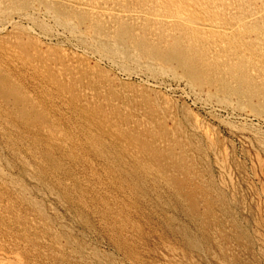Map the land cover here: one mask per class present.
Instances as JSON below:
<instances>
[{"label": "rangeland", "instance_id": "1", "mask_svg": "<svg viewBox=\"0 0 264 264\" xmlns=\"http://www.w3.org/2000/svg\"><path fill=\"white\" fill-rule=\"evenodd\" d=\"M106 3L147 16L0 0V24L19 9L31 15L0 33V249L22 264H264V119L239 116L264 96V20L247 22L264 0ZM45 7L78 17L76 33L56 39L53 22L34 14ZM210 20L244 30L198 27ZM177 41L196 63L191 96L177 86L182 69L165 61L163 72L148 55ZM196 117L213 137L191 129ZM168 246L177 260H164Z\"/></svg>", "mask_w": 264, "mask_h": 264}, {"label": "bare ground", "instance_id": "2", "mask_svg": "<svg viewBox=\"0 0 264 264\" xmlns=\"http://www.w3.org/2000/svg\"><path fill=\"white\" fill-rule=\"evenodd\" d=\"M73 6H76L77 8L79 9H83V10H87L97 16H100L102 18H106V19H110L111 17L113 16H118V17H122V18H127V19H130V20H133L135 22H140L142 21L146 16H147V13L143 10H139V9H134V10H122V9H119V8H116L114 6H110L106 3V0H95V2L93 1H86V0H68ZM237 1V0H236ZM37 2V1H35ZM218 2V1H217ZM221 4V3H220ZM233 4V2H232ZM237 4V3H236ZM228 5V4H227ZM232 6V5H231ZM224 7V6H223ZM149 8V7H148ZM215 8L218 9V5H215ZM253 8V7H252ZM40 9V8H39ZM220 9V8H219ZM256 9V8H255ZM18 13L13 16V17H9L10 19L6 20L5 22L1 23L0 24V33H3L4 31L10 29V28H14L16 26V24L18 23V21H21V20H29L31 15L29 13H24L23 9H19L17 10ZM222 11V10H221ZM235 11V9L232 7L229 8V12L233 14V12ZM220 12V11H218ZM227 12V11H225ZM35 13H40L43 15V17L48 20H50L51 22H53V24L55 25V29H56V36L55 38L56 39H61L63 37L66 36V33L67 31H69L72 35H74L76 33V30L78 29V26L80 24L78 23H75L76 20L75 19H79L78 17L76 18H73L69 15H65L57 10H54V9H50V8H44V11H35ZM239 13V11H238ZM242 13V12H241ZM249 16L247 17V22L249 24H253L257 21H262L264 20V5L255 10V11H252L250 14H248ZM154 16V19L157 20V21H164L166 22L167 24H170V23H173V17H170V16H162V15H153ZM42 17V18H43ZM180 18V17H179ZM33 19V18H32ZM208 19V18H207ZM179 20V19H178ZM49 21V22H50ZM149 21V20H148ZM183 21V20H182ZM187 21V20H186ZM23 22V21H22ZM30 22V21H29ZM188 22V21H187ZM240 22V21H239ZM237 22L235 25H233L232 27H229V26H225L223 25V23L221 24L219 21H204L203 23L199 24V28L205 32H222V33H225V34H233L235 31H243L244 28H243V24L242 22ZM34 23V22H33ZM235 23V22H234ZM91 25V24H90ZM253 26V25H252ZM62 28V30H61ZM253 28V27H252ZM29 29L33 32V33H36L38 34L40 37L41 35L37 32V29L34 25H29ZM60 29V30H59ZM28 31V30H27ZM55 31V30H54ZM90 31V30H89ZM253 31V30H252ZM236 33V32H235ZM259 33V32H258ZM79 34V33H78ZM90 34V33H89ZM43 35V34H42ZM68 35V34H67ZM262 35V34H261ZM230 36V35H229ZM45 39H47L48 37L46 36H43ZM225 37V36H224ZM53 38V39H55ZM67 38V37H65ZM71 38V37H70ZM226 38V37H225ZM260 38L259 41H262L264 40V33H263V36L261 37H258ZM50 39V38H48ZM64 39V38H63ZM90 39V38H89ZM196 39V38H195ZM232 39V38H231ZM51 40V39H50ZM49 40V41H50ZM70 40V39H68ZM93 40V39H92ZM233 40V39H232ZM71 41V40H70ZM48 42V41H47ZM96 42V41H94ZM182 43V42H181ZM226 43V42H225ZM63 44V43H62ZM101 44V48L100 50H108L109 48L107 47L108 45L104 44L103 42L100 43ZM192 45V44H191ZM218 45V44H217ZM77 47V46H76ZM80 47V46H79ZM183 47V46H182ZM108 48V49H107ZM172 49L169 51V53H161V55L157 54L156 52H150L148 53L149 55V58L151 60H154L156 62L159 63V67L160 69L163 71V72H166L165 70V66L162 64V62H167V63H170V64H175L176 67H169V69L167 68V71L170 70L169 72H174L176 73L177 69H182L184 71V74L182 76L178 75L179 76V80H178V76H174V78H177V86L178 88L179 87H183L184 88V91H185V94L188 95V96H191L192 94L195 93V81L193 80V68L192 66H194L196 63L193 62V60H191V57L188 55V53L184 50L181 49V46H180V42L177 41L173 44V47H171ZM74 49V48H73ZM79 49V48H78ZM77 49V50H78ZM86 49V48H85ZM112 49L115 50L116 53H119L120 56L122 57H125L126 56V47L123 43L115 40L112 44ZM190 49V48H189ZM76 50V49H75ZM106 50L104 51V53L106 52ZM143 50V49H142ZM149 50V49H148ZM188 50V49H186ZM238 51V50H237ZM87 52V51H86ZM134 52V56L138 59L141 57V54H142V51L141 49H134L133 50ZM160 52V50H159ZM79 53V52H78ZM89 53V52H87ZM103 53V52H102ZM101 53V54H102ZM191 54V53H190ZM199 54V53H198ZM197 54V55H198ZM88 55V54H87ZM104 55V54H103ZM244 55V54H243ZM99 56V55H98ZM97 56V57H98ZM106 56V55H104ZM199 56V55H198ZM95 57V56H94ZM108 58V56H106ZM197 58V57H195ZM108 59H110V61L113 63V65L117 66V67H120V63L119 61H116L115 59H113L112 57H109ZM123 59V58H121ZM194 59V58H193ZM198 59V58H197ZM195 60V59H194ZM204 60V59H202ZM198 62V60H197ZM202 62H205V61H202ZM199 65V64H198ZM201 65V64H200ZM257 65V64H256ZM202 67V66H201ZM219 67V66H217ZM240 68V67H239ZM215 69V68H214ZM143 70V69H142ZM141 70V71H142ZM198 70V69H196ZM201 70V69H200ZM213 70V69H212ZM204 72H205V69H204ZM260 72V70H259ZM144 73V72H143ZM243 73V72H242ZM253 73V72H252ZM181 74V73H180ZM244 74V73H243ZM264 74V73H263ZM167 75V74H166ZM168 76V75H167ZM262 76V75H261ZM237 77V74H233L230 78L231 79H236ZM166 78V77H165ZM169 78V77H168ZM262 78V77H261ZM142 80V79H141ZM158 80H162V79H158ZM173 80H176V79H173L170 78L168 79L167 81H160V82H156V83H153L150 85L155 87V88H160L164 85H167V84H170ZM203 80V79H202ZM253 80V79H252ZM146 81V80H145ZM169 82V83H167ZM197 82V81H196ZM149 83V82H148ZM212 83V82H211ZM214 83V82H213ZM235 83H239V81H235ZM149 85V84H148ZM207 85V84H206ZM197 86V85H196ZM213 87V86H212ZM211 87V89H212ZM234 87V86H233ZM182 88V89H183ZM189 88L191 89V91L189 90ZM214 88V87H213ZM255 88V87H254ZM161 90V89H160ZM254 90V89H253ZM238 90H236L235 92H237ZM205 93V92H204ZM231 94V93H230ZM228 95V94H227ZM234 95V94H233ZM238 97H239V94H236ZM194 96V95H193ZM200 96V95H199ZM209 97H207L209 100H211V94L208 93ZM218 95H215V97H217ZM253 97V95H251ZM255 97V96H254ZM253 97V98H254ZM259 97V96H258ZM257 97V98H258ZM261 97V98H260ZM260 99L261 101L259 102V106L261 107L260 109H255V108H252L251 110V113H246L244 115H239L241 116L242 118H246V119H250L254 117L255 118H258V117H263L264 119V96L262 97V95H260ZM231 98V97H230ZM235 98V97H234ZM251 98V97H250ZM258 98V99H259ZM248 99V98H247ZM252 99V98H251ZM250 100V99H249ZM206 101V100H205ZM252 101V100H251ZM220 104H225L229 103V105H231V107L233 106V102L229 99V96H223V100H219L218 101ZM241 102V99L238 98L237 102L235 103V107L236 104L239 105V103ZM221 105V106H222ZM226 105V106H227ZM219 106V105H218ZM233 107V108H235ZM239 107V106H238ZM245 107V106H244ZM224 108V106L222 107ZM236 110V108H235ZM234 111V110H233ZM245 111V110H243ZM232 112V111H231ZM241 112V111H240ZM246 112V111H245ZM234 114V113H233ZM254 114V115H253ZM172 117V116H171ZM174 117V116H173ZM201 119V118H200ZM198 117L195 118V121H194V124L193 126H191L192 130L195 132V133H199V134H204L206 136H212L211 134V131L202 123V121L200 120ZM260 120V119H259ZM264 121V120H263ZM258 122V121H257ZM261 125V124H260ZM209 127V126H208ZM203 136V135H202ZM213 137V136H212ZM211 137V138H212ZM206 138V137H205ZM208 141V140H207ZM210 141V140H209ZM214 154L216 155V153L214 152ZM217 169L219 170V173H222V174H226V170H225V167L223 165L222 162H219L217 161ZM226 175H229L226 174ZM230 177V176H228ZM227 177V178H228ZM225 179V178H224ZM226 181V179H225ZM228 182V181H227ZM226 184V183H225ZM233 187V186H232ZM178 253V252H177ZM173 252L172 250L169 249V246L168 248H164V260H172V261H175L178 259V254ZM0 261L1 262H6V263H9V264H22V262L20 261V256H18L17 253L15 252H7V251H4L2 249H0ZM160 264V263H159Z\"/></svg>", "mask_w": 264, "mask_h": 264}]
</instances>
